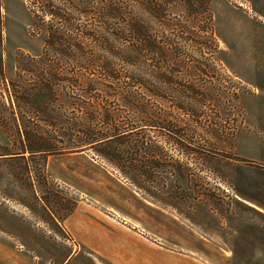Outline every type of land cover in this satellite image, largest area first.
Instances as JSON below:
<instances>
[{
    "label": "rangeland",
    "instance_id": "1",
    "mask_svg": "<svg viewBox=\"0 0 264 264\" xmlns=\"http://www.w3.org/2000/svg\"><path fill=\"white\" fill-rule=\"evenodd\" d=\"M108 1L68 0L62 15L60 0L1 2L0 231L44 264L65 263L83 196L98 226L111 213L124 224L114 210H127L159 264H264V0H209L210 14L205 0H169L163 28L138 12L152 36L169 29V80L132 73L134 102L91 87L95 67L79 70L48 42L51 29L73 37L75 19L92 52ZM167 91L169 105L143 104ZM113 147L138 168L96 150Z\"/></svg>",
    "mask_w": 264,
    "mask_h": 264
},
{
    "label": "trees",
    "instance_id": "2",
    "mask_svg": "<svg viewBox=\"0 0 264 264\" xmlns=\"http://www.w3.org/2000/svg\"><path fill=\"white\" fill-rule=\"evenodd\" d=\"M67 1L60 0L61 5L55 7L54 11L57 15L64 13ZM201 5L204 6L205 13L210 14L209 0H205L199 6ZM192 6L197 7V5ZM141 11L158 27L169 26V21L166 20V16L169 14V0H109L102 13L107 24L93 29L95 35L98 32L103 33V35L99 39H97L98 35L95 36L96 39L91 36L93 39L91 43L92 52L86 53L80 46L82 45L81 41L87 38L85 34L88 30L82 29L78 23H75V19L69 20L73 31H77L73 37L67 39L57 29H51L48 42H53V44L61 47V56L69 57L74 54L76 57L75 65H78L79 70L84 65L88 67L92 64L95 67L93 68L95 73L87 77L91 87L99 86L101 90L103 88L111 89L115 94L134 102L137 97L133 89V82L130 80L132 73L145 71L150 76L169 80V29L162 31L161 34L157 33L160 35L152 36L149 31L150 25L146 26L138 18V12ZM120 81H125L128 86L126 90L117 87ZM143 104L169 105V91L159 97L145 99ZM167 115L169 112L165 114L166 117ZM163 121L169 136V119ZM30 133L31 131L25 130L27 137ZM121 134L118 133L101 139L93 138L86 144H91V147L97 146L96 148L104 147L126 137V135ZM135 141L132 140L131 142ZM84 146H75L74 150ZM113 148L111 154L104 153L103 149L96 150L116 162L118 167L126 170L138 168L134 160L125 158L120 155L118 148ZM143 148L144 150L148 149L144 145Z\"/></svg>",
    "mask_w": 264,
    "mask_h": 264
},
{
    "label": "crops",
    "instance_id": "3",
    "mask_svg": "<svg viewBox=\"0 0 264 264\" xmlns=\"http://www.w3.org/2000/svg\"><path fill=\"white\" fill-rule=\"evenodd\" d=\"M93 208L94 202L82 196L69 214L71 234L78 246L74 244V250L62 264H159L157 244L144 236L140 226L134 225L133 229L126 226L129 220L135 221L127 210H114L126 223L119 224L117 216L111 213L104 226H98L92 216L82 214V210L93 213ZM12 235L0 231V264H44L28 250L25 242L15 240Z\"/></svg>",
    "mask_w": 264,
    "mask_h": 264
}]
</instances>
